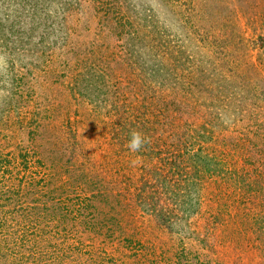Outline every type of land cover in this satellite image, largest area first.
<instances>
[{
  "label": "rangeland",
  "instance_id": "1",
  "mask_svg": "<svg viewBox=\"0 0 264 264\" xmlns=\"http://www.w3.org/2000/svg\"><path fill=\"white\" fill-rule=\"evenodd\" d=\"M0 264H264V0H0Z\"/></svg>",
  "mask_w": 264,
  "mask_h": 264
},
{
  "label": "clouds",
  "instance_id": "2",
  "mask_svg": "<svg viewBox=\"0 0 264 264\" xmlns=\"http://www.w3.org/2000/svg\"><path fill=\"white\" fill-rule=\"evenodd\" d=\"M146 142L147 139L140 132L133 131L127 142V148L132 152H138Z\"/></svg>",
  "mask_w": 264,
  "mask_h": 264
}]
</instances>
